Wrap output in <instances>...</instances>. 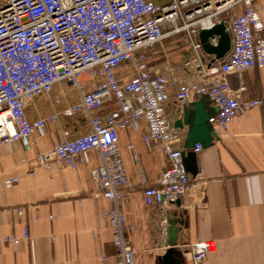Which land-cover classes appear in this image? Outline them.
<instances>
[{
	"label": "built area",
	"instance_id": "built-area-1",
	"mask_svg": "<svg viewBox=\"0 0 264 264\" xmlns=\"http://www.w3.org/2000/svg\"><path fill=\"white\" fill-rule=\"evenodd\" d=\"M257 1L0 0V146L22 143L31 150L33 132L61 117L84 115L89 126L86 134L69 140L64 133V139L38 154L36 161L46 170L74 171L88 153L98 154L100 165L90 175L112 207L103 215L110 222L119 264H134L136 250L125 237L128 225L120 210L130 191L118 130L146 121L141 142L159 150L168 167L157 184L144 187V201L153 209L163 210L177 200L184 207L197 180L185 172L181 160L185 135L172 126L167 103L172 100L171 115H178V120L190 102L206 97L218 108L209 119L217 136L240 114L264 110V98L242 99L245 87L233 89L230 80L244 71L264 68V25L255 8ZM219 23H224L231 38L226 59L204 62L199 43L192 40L193 58L184 79L167 77L148 66L146 51L164 38L185 33L192 39ZM125 63L133 66L135 75L120 85L115 72ZM62 84L77 91L78 101L30 121L28 110L38 99L48 100ZM107 100L115 110L101 116ZM132 100H139V106L133 107ZM201 150L199 144L192 149L197 155ZM18 182V177H10L0 183V190ZM15 212L20 215L24 209L17 207ZM29 238V230L23 229L22 239ZM17 242L13 236L0 240V244ZM214 251L213 241L194 242L183 253L185 264H202Z\"/></svg>",
	"mask_w": 264,
	"mask_h": 264
},
{
	"label": "crops",
	"instance_id": "crops-1",
	"mask_svg": "<svg viewBox=\"0 0 264 264\" xmlns=\"http://www.w3.org/2000/svg\"><path fill=\"white\" fill-rule=\"evenodd\" d=\"M255 8L264 25V0H258ZM262 36L264 39V33ZM192 40L198 43L197 37L190 39L185 33L164 38L146 51L148 66L167 77L184 79L193 58ZM201 54L204 62L212 61L202 51ZM229 54L230 51L224 59ZM175 69L180 71L176 73ZM134 75L133 66L126 63L115 72L120 85ZM230 80L233 89L245 87L242 99L264 98V68L244 71ZM77 101V91L62 84L53 89L48 100L38 99L27 118H45ZM131 103L139 106V100ZM173 107L170 100L166 114L175 128L178 115L172 117ZM215 107L205 98V112H214ZM113 110V102L107 100L101 116ZM179 130L185 135V128ZM88 131L87 118L78 114L61 117L57 123L33 132L31 150L22 143L0 146V183L10 177L19 178L12 188L0 190V240L9 236L18 240L16 244H0V264H119L110 222L103 215L112 207L90 175L100 165L98 154L88 153L74 171L46 170L36 161L38 154L63 140L64 133L70 140ZM146 131L144 119L135 127L118 130L130 191L129 200L121 204L120 210L128 225L125 237L136 250L134 264H159L158 257L167 249V212L180 215L186 224L176 244L182 256L194 242L213 241L215 251L202 264H264V110L253 108L240 114L210 147L196 155V187L187 195V204L179 208L174 203L163 210L153 209L144 201V187L157 184L161 172L168 167L159 150H151L141 142ZM17 207L24 212L17 215ZM25 228L30 233L28 240L22 239ZM176 261L180 264L178 258Z\"/></svg>",
	"mask_w": 264,
	"mask_h": 264
},
{
	"label": "water",
	"instance_id": "water-1",
	"mask_svg": "<svg viewBox=\"0 0 264 264\" xmlns=\"http://www.w3.org/2000/svg\"><path fill=\"white\" fill-rule=\"evenodd\" d=\"M197 40L201 51L206 56L211 57L212 62L223 60L231 49V38L224 23L216 24L210 29L200 30L197 34ZM205 98L200 97L197 102L184 107L182 118L175 123L176 128H185L186 138L181 158L185 171L191 177H195L199 173L196 154L192 151L194 145L199 144L203 150L217 140V135L209 124V119L215 115L218 108L215 107L214 112L211 113L205 112ZM175 205L177 208L180 207L178 201L175 202ZM180 217L177 214L166 213L165 246L167 249L162 257H158L159 264H179L176 261L177 258L180 260V264L184 262L182 252L176 245L179 241L181 228L186 226Z\"/></svg>",
	"mask_w": 264,
	"mask_h": 264
},
{
	"label": "bare ground",
	"instance_id": "bare-ground-1",
	"mask_svg": "<svg viewBox=\"0 0 264 264\" xmlns=\"http://www.w3.org/2000/svg\"><path fill=\"white\" fill-rule=\"evenodd\" d=\"M212 103H213V102H212ZM216 113H217V112H216ZM216 113H215V114H216ZM214 116H215V115H214ZM214 116H213V117H214ZM185 138H186V133H185ZM184 144H185V141H184ZM182 152H183V151H182ZM196 155H197V154H196ZM181 160H182V158H181ZM182 163H183V162H182ZM183 166H184V165H183ZM185 172H186V171H185ZM186 173H187V172H186ZM187 174H188V173H187ZM197 176H198V174H197L195 177H193V179H195ZM189 194H191V192H190Z\"/></svg>",
	"mask_w": 264,
	"mask_h": 264
}]
</instances>
